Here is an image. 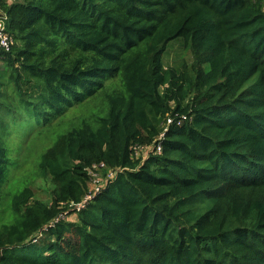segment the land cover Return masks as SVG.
<instances>
[{
  "label": "trees",
  "instance_id": "trees-1",
  "mask_svg": "<svg viewBox=\"0 0 264 264\" xmlns=\"http://www.w3.org/2000/svg\"><path fill=\"white\" fill-rule=\"evenodd\" d=\"M0 16V264H264V0H0ZM174 43L194 67L166 63ZM33 133L50 145L24 171L14 144Z\"/></svg>",
  "mask_w": 264,
  "mask_h": 264
},
{
  "label": "rangeland",
  "instance_id": "rangeland-1",
  "mask_svg": "<svg viewBox=\"0 0 264 264\" xmlns=\"http://www.w3.org/2000/svg\"><path fill=\"white\" fill-rule=\"evenodd\" d=\"M174 47L169 51V55L165 58V61L167 64L169 65H175L179 62H181V60H185V62L188 63V65L190 67H194L195 62H194V55L191 51L189 52H184V50L181 48L180 44H173ZM183 54V58L181 56H179L180 54ZM25 137L24 141H20L14 144L15 147H20V152L23 150V152L20 155V159L24 160V153H27V151H30V154H32V156H30L28 158V162L25 165V167L23 168V170L25 171L26 169H28L31 165H32V161L34 160V158H36L37 153H41L44 150V147H48L50 145V143L48 142H44L43 144L40 143L39 145H36L38 143V137L37 133L36 134H20L19 137ZM26 149V150H25ZM31 149V150H30ZM150 151V149L146 148V149H141L138 150V157L141 156H145L146 153ZM38 157V156H37ZM104 173L102 174H98L96 176L92 177V180L90 182V190L91 191H96V188L101 185L102 183H104ZM53 190H54V185L51 182L50 178H46V179H40L36 182V184L33 187V191L35 194V198L37 200H40L42 202L45 203H50L52 201L53 198ZM76 218L75 215H71L69 217L70 220H74Z\"/></svg>",
  "mask_w": 264,
  "mask_h": 264
},
{
  "label": "built area",
  "instance_id": "built-area-1",
  "mask_svg": "<svg viewBox=\"0 0 264 264\" xmlns=\"http://www.w3.org/2000/svg\"><path fill=\"white\" fill-rule=\"evenodd\" d=\"M13 45V39L7 34L6 30H5V20L4 18H2L0 16V49H4L5 51H9L11 49ZM1 65V62H0ZM173 123V120L171 118H169L167 120V127L170 126ZM181 123L179 122L178 125H180ZM142 149H146V148H142ZM157 152L161 153V147L158 146L157 148ZM104 165H94L93 168L88 169L89 171V175H91V180L93 176H96L100 173V170L103 169ZM102 174V173H100ZM114 172L110 173L108 177L112 178L114 176ZM100 190V185L96 188V191ZM92 199V196H87L86 200ZM82 207V206H80ZM79 207V208H80ZM57 221V220H56ZM52 226V225H51Z\"/></svg>",
  "mask_w": 264,
  "mask_h": 264
}]
</instances>
